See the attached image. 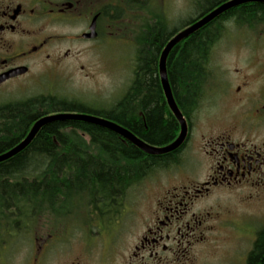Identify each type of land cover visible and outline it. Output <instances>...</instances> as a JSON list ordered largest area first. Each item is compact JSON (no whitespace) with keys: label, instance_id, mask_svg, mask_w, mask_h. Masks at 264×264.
Wrapping results in <instances>:
<instances>
[{"label":"rangeland","instance_id":"1","mask_svg":"<svg viewBox=\"0 0 264 264\" xmlns=\"http://www.w3.org/2000/svg\"><path fill=\"white\" fill-rule=\"evenodd\" d=\"M226 1L228 0L218 2L216 6L202 13V0H103V4L112 5V18L105 17L103 20L100 49L94 50L72 41V57L69 60H63L59 64H54L53 60H32L34 72L40 77L36 82L9 88L0 95V105L39 96H55L74 102L84 108V111H59L48 114L68 112L102 117L92 112H107L126 93L133 78L138 39L143 33L147 35L152 26H157L159 30L179 28L176 30L178 32ZM254 2L263 3L250 1L234 7ZM222 14L204 25L214 23L216 39L208 58L202 60L204 67L199 74V90L194 92L192 101L185 107L190 108L186 116L192 117L191 120L195 123L196 137L205 134L207 127L214 120L241 119L246 110V107L242 106L243 97L254 93L255 80H258L257 70L262 72L263 68L262 65L261 68L257 67L256 62H264V16L262 18L258 15L248 20H239L238 17L219 20ZM188 20L190 23L184 25ZM107 25L110 26L106 28ZM77 30L75 26L69 29V32L73 36ZM157 72L159 77L158 64ZM166 73L175 103L185 119L175 98L167 66ZM159 82L161 85L160 77ZM240 84L242 86L236 90V86ZM210 88L215 89L214 94ZM167 108L170 110L168 105ZM170 112L172 113L171 110ZM173 117L175 118L174 115ZM176 122L177 129L171 141L175 140L180 132L177 119ZM80 134L92 155H102L99 148L90 142L88 135ZM187 134L188 128L183 142L175 150L184 144ZM259 134L264 135V128ZM168 143L153 146L162 147ZM170 164H159L136 181L125 185L120 191L114 190L106 197L96 193L90 197L85 191L71 193L65 206H62L63 211L58 214L55 212L60 211L59 205H55V211H40L39 215L28 223L19 221L13 225L11 221L8 223V220L0 217V264H128L139 218L145 214L149 205L157 199L156 196L170 180L169 175L175 170L168 168ZM221 200L231 205L235 218L241 215L248 222H253V226L256 225L257 228L264 225V198L248 204L236 199H227L224 195ZM253 226L238 240L232 236L223 238L222 233L214 235L213 249L208 247L207 253L205 252L197 264H219L223 258H230L231 264L246 263L256 236L254 232H249ZM234 253H239L241 262L237 258H231Z\"/></svg>","mask_w":264,"mask_h":264},{"label":"flooded vegetation","instance_id":"2","mask_svg":"<svg viewBox=\"0 0 264 264\" xmlns=\"http://www.w3.org/2000/svg\"><path fill=\"white\" fill-rule=\"evenodd\" d=\"M110 5L103 0H0V95L36 82L40 76L32 60H69L72 41L100 49L103 20L112 18ZM75 26L72 36L69 29ZM256 65L263 66L262 72L257 70L254 93L243 97L246 110L240 120H214L196 137L192 117L181 109L186 141L171 155L155 156H164L160 166L171 163L168 168L175 170L139 218L128 264H197L208 247L213 249L214 235L238 240L254 225L241 215L235 218L221 197L247 204L264 198V135L259 134L264 128V62ZM263 226L249 232L256 234ZM231 258L241 262L239 253ZM225 260L219 264H231Z\"/></svg>","mask_w":264,"mask_h":264},{"label":"trees","instance_id":"3","mask_svg":"<svg viewBox=\"0 0 264 264\" xmlns=\"http://www.w3.org/2000/svg\"><path fill=\"white\" fill-rule=\"evenodd\" d=\"M222 1L202 0L201 12ZM260 14L264 15V4L254 2L225 11L219 20L231 17L248 20ZM189 20L184 25L190 23ZM177 29L159 30L152 26L147 35L143 33L138 39L133 78L126 93L111 111H90L109 117L149 144L170 142L177 122L167 108L157 64L162 47ZM215 39L214 23H210L177 43L167 58L169 80L185 115L190 109L185 107L192 101L194 92L199 90V74L204 67L202 60L208 58ZM59 111H84V108L55 96L2 104L0 153L22 140L39 116ZM80 133L88 135L102 155H92ZM162 157L148 156L100 126L76 120L49 122L25 149L0 162V217L13 225L19 221L28 223L40 211H55V205H59L60 210L55 213L62 212V206L71 193L85 191L90 197L95 193L109 196L114 190L120 191L131 181L161 165L164 162ZM246 264H264V226L256 233Z\"/></svg>","mask_w":264,"mask_h":264},{"label":"water","instance_id":"4","mask_svg":"<svg viewBox=\"0 0 264 264\" xmlns=\"http://www.w3.org/2000/svg\"><path fill=\"white\" fill-rule=\"evenodd\" d=\"M250 1H258L263 2L264 0H228L210 12L206 13L199 19L195 20L192 24L185 27L184 29L179 30L176 32L164 45L163 49L161 50L159 60H158V67H159V77L164 93L165 100L167 105L169 106L170 110L172 111L173 115L177 119L180 125V132L177 138L165 146L158 147L150 145L137 136H135L132 132L127 130L126 128L120 126L118 123L113 122L110 119L99 117L96 115L84 114V113H54L42 116L34 121L32 126L30 127L28 133L24 136L22 140H20L14 147L9 149L7 152L0 154V162L7 160L20 151H22L34 138L36 133L47 123L56 121V120H76V121H84L88 123H92L101 127H104L108 130H111L120 136L124 137L125 139L129 140L132 144L137 146L143 152L151 154V155H161L169 153L175 150L184 140L186 136V121L180 112L179 108L177 107L175 100L173 98L170 85L167 78L166 73V57L169 51L176 45L177 43L181 42L185 38H187L190 34L197 31L199 28L207 24L209 21L217 17L218 15L222 14L229 8H232L236 5L241 3L250 2Z\"/></svg>","mask_w":264,"mask_h":264},{"label":"bare ground","instance_id":"5","mask_svg":"<svg viewBox=\"0 0 264 264\" xmlns=\"http://www.w3.org/2000/svg\"><path fill=\"white\" fill-rule=\"evenodd\" d=\"M42 116H43V115H42ZM38 118H40V117H38ZM38 118H37V119H38ZM32 124H33V123H32Z\"/></svg>","mask_w":264,"mask_h":264}]
</instances>
